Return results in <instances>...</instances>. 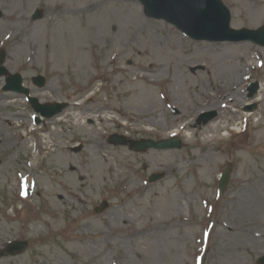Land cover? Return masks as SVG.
<instances>
[{"label": "rangeland", "instance_id": "374dc122", "mask_svg": "<svg viewBox=\"0 0 264 264\" xmlns=\"http://www.w3.org/2000/svg\"><path fill=\"white\" fill-rule=\"evenodd\" d=\"M221 1L231 13L232 28L264 26V0ZM36 9L42 11L39 18L32 17ZM0 11L5 67L21 75L30 96L69 104L62 119L46 120L26 95L2 90L5 79L0 78V249L12 240L29 243L21 254L1 257L0 264H259L264 242L250 239L264 232V211L246 216L248 227L240 232L231 224L225 227L223 211L228 194L246 183L258 190L264 207V146L252 147L262 127L248 123L240 134L228 131L214 141L217 148L195 158L204 152V124L195 121L200 112L213 111L202 105L214 101L216 116L228 125L241 124L246 106L239 101L247 98L246 88L257 82V93L264 85V67L249 69L247 59L252 53L262 58L264 47L247 40H193L166 21L145 16L137 0H0ZM152 63L166 78L143 95L149 85L139 77ZM38 74L46 78L44 87L32 83ZM223 101L229 104L221 108ZM167 102L178 112L168 111ZM248 105L252 112L264 110V102ZM105 108L120 122L102 120ZM160 110L169 117L156 126L151 119ZM74 111L81 120L71 118ZM182 114L195 127L176 135L179 148L135 152L107 140L115 133L132 141L168 139L186 118ZM125 124L130 128H118ZM184 136L191 145L184 146ZM96 142L102 145L98 149ZM36 148L40 159L34 157ZM96 150L99 156L109 154L100 167L93 162ZM229 162L230 180L219 192L217 176ZM165 165L174 169L159 172ZM161 172L160 180L147 181ZM25 176L31 178L28 194L20 199L17 185ZM73 191L85 200L77 201ZM103 200L107 208L95 214L93 208ZM49 203L53 208L45 211ZM76 214L84 219L76 221ZM126 226L136 234L123 246L117 232ZM233 233L244 237L237 241Z\"/></svg>", "mask_w": 264, "mask_h": 264}, {"label": "bare ground", "instance_id": "6f19581e", "mask_svg": "<svg viewBox=\"0 0 264 264\" xmlns=\"http://www.w3.org/2000/svg\"><path fill=\"white\" fill-rule=\"evenodd\" d=\"M198 1V0H197ZM205 3H209L211 6L214 7V4L208 0L205 1ZM196 8H199L198 5L196 6ZM215 8V7H214ZM200 9V8H199ZM206 16H208V14L205 12ZM200 47H204L209 49L210 46L205 44V43H201L199 44ZM198 46V47H199ZM235 46V45H234ZM234 46H228L229 48H233ZM262 50L258 49L259 54L262 56ZM146 52V51H144ZM144 55V54H142ZM144 59V57H143ZM247 60H251L250 62H247V67L249 68H253V57L251 56L250 58H248ZM262 61L263 64L262 66L264 67V56H262ZM147 67V73H145V75H141L139 77V79L141 80V82L146 83L149 85V87H146L148 89L146 90H142L143 95H146L149 93L150 87L152 85H154L156 82L162 81L164 78H166V74L164 73V71H162L160 68H154V64H146ZM258 67H260L258 65ZM150 73V74H149ZM236 84V83H235ZM217 86V85H216ZM264 85L261 84V87H259L258 92L256 93V95L254 97L251 98V100L253 102H264V96H263V92H264ZM239 91H236V95H238ZM43 94H39L38 98L42 100L43 98ZM248 96V95H247ZM239 97V96H237ZM224 98V97H223ZM250 97L245 98V100L243 101H239L240 104L246 105L247 103H249L251 100L248 99ZM223 104H229L227 101H223ZM202 108H209V109H215V104L214 101L213 102H209V104H205L202 105ZM152 109V108H151ZM175 109V106L173 105L171 107V110ZM246 113V123L252 125V126H261L262 127V131L258 133V135L255 136V140L253 139L252 142V147H256L258 145V142H260L263 146H264V110H261L259 108L256 109V111H243ZM142 113V115H145L147 112L143 111L140 112ZM102 116V120L105 119L107 121H111V122H119V118L112 116L109 114V111H107V109H103V111L101 112ZM238 114V113H237ZM61 116V114L59 115V117ZM63 116V115H62ZM62 116L59 119H62ZM71 118L79 121L81 120V117L79 116V114L74 111L73 113L70 114ZM156 117L152 118V123L156 126H158L162 121H166V119L169 117L168 112L165 110H160V112L155 115ZM182 116L184 117L185 114H182ZM173 117V116H172ZM186 118L183 119L182 123L178 126H176V129H174V132H176L177 134L180 133L179 129H186L188 132H190V129L192 127H195L194 125H191L192 120L189 119V116H185ZM90 119H92V117H89ZM58 119V120H59ZM53 120V119H52ZM239 118H235L234 121H238ZM56 121V120H55ZM53 121V123L55 122ZM228 125V122H226V120H222L220 117L216 116L215 118H213V120L207 122L204 124L203 128H202V132L200 133L201 136V144L200 147L202 150H204V152L202 154H198L197 156L195 155V158H203L206 156V154H208L210 151H212L215 148H217L216 143H214V141L219 140V136L216 135V133L222 129L225 128V126ZM120 127V126H119ZM129 127L127 124H125L124 128ZM130 128V127H129ZM179 128V129H177ZM130 131L132 133H136V130L131 128ZM146 131H152V129L150 127H148V129L146 128ZM7 139H3L2 142H5ZM184 146H189L191 145V139L190 137H185L184 136ZM44 143H46V145H48L50 142H48L47 140H44ZM83 143H81L82 146ZM51 145V143H50ZM101 143L96 142V148L98 149L99 147H101ZM261 155H264V150H261ZM101 151H97L96 150V154H97V158H94V163H96L98 165V167L101 166V164L103 162H107L109 160V154L105 155V156H99L101 153ZM236 152H234L233 150L231 151V155L233 156H240L239 153L237 152V154H235ZM40 151L38 150L37 152H35V159H40ZM230 155V156H231ZM232 157V156H231ZM171 169H174V166H167L165 165L164 167H161L158 170H164L165 174H168L169 172H171ZM98 175L96 174L94 179L97 178ZM236 179V177H234ZM79 179H81L82 183L79 184L81 186H84V178L83 177H79ZM262 180V179H261ZM263 184H264V179L262 180ZM254 188V187H253ZM251 184L246 183L241 185L238 189L236 193H232V194H228L229 195V199H228V203L227 205L224 206L225 210L223 211V215L228 217L225 220H223L225 224V227L227 226V224H231V230L233 231H237L240 232L241 229L248 227L249 222L247 221V217L246 216H251V214H256L257 212L261 213V211H264V207L263 205V201L262 199H260L259 194H258V190L257 189H253ZM132 190H128L127 191V195H131ZM72 195H74V197H76L77 201L79 202H83L85 200L84 196H80L78 194H76L74 191L72 192ZM127 197V196H126ZM126 197H123L122 200ZM51 205V203H49ZM47 205L44 207L45 211H51L53 208V206L51 205ZM75 219L79 220V222L81 220H83V216L81 214H76L74 216ZM112 219V218H111ZM79 224V223H78ZM87 225H89V223H86ZM86 225V226H87ZM85 226V227H86ZM134 227H129L126 226L123 229H119V231L117 232L118 234L121 233L122 236L120 238H122V243L121 245L125 246L126 244H129L131 242V238L127 239L128 237H130V235H134L136 234V231L133 229ZM123 230H128L127 232L123 231ZM109 232L104 234L103 237L108 236ZM111 234H113L111 232ZM236 240L240 241L244 236L242 233H233ZM81 235H84V233H81ZM79 233H75L73 235V237H78ZM67 237L69 240H71L70 237H68L67 235L65 236ZM253 243L259 245L262 244L264 242V232H260L258 236H254L252 235L251 239H250Z\"/></svg>", "mask_w": 264, "mask_h": 264}, {"label": "water", "instance_id": "95a60500", "mask_svg": "<svg viewBox=\"0 0 264 264\" xmlns=\"http://www.w3.org/2000/svg\"><path fill=\"white\" fill-rule=\"evenodd\" d=\"M145 6V12L151 15L156 16H164L165 12L171 13L175 11V8L177 5H174L173 0H141ZM202 1V0H200ZM208 1V0H205ZM214 7L212 9L205 10L203 7L200 6V10H194L195 13V22L188 23L187 26L182 24L177 25L182 29L188 32L191 36H194V30H198L200 28L207 29L212 28L217 30V33L215 34V39H232L237 38L240 39L243 37L242 33L249 35L250 38L253 40L258 41L261 44H264V28L258 30V31H230L229 29V21H230V13H228V10L223 6L222 3L218 0H210ZM182 10H186V6L181 5ZM205 12L208 14L206 16ZM206 26V27H205ZM231 33L239 34L238 37L233 36ZM231 35L229 37V35ZM4 52L1 51L0 53V65L4 61ZM7 73V70L0 66V74ZM7 85L4 86L5 89H11V90H17L21 92H28L27 89H23L20 87L21 78L18 74H13V76L7 77ZM43 80H38V85L43 84ZM31 102L33 104L34 109L37 111H40L42 115L46 117H51L54 114L59 113L62 109V104H47V105H40L38 104L37 99L31 98ZM148 144H154L152 141H148ZM156 147H173L177 146L178 142L176 140H170L169 143L162 142L159 144H154ZM228 172L224 175L222 178L221 186H223L226 183Z\"/></svg>", "mask_w": 264, "mask_h": 264}]
</instances>
